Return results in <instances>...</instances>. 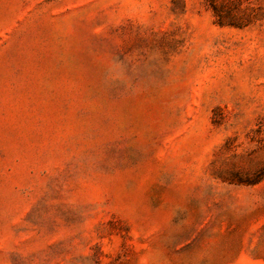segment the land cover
<instances>
[{"label":"rangeland","instance_id":"374dc122","mask_svg":"<svg viewBox=\"0 0 264 264\" xmlns=\"http://www.w3.org/2000/svg\"><path fill=\"white\" fill-rule=\"evenodd\" d=\"M0 0V264H264V0Z\"/></svg>","mask_w":264,"mask_h":264},{"label":"trees","instance_id":"16d2710c","mask_svg":"<svg viewBox=\"0 0 264 264\" xmlns=\"http://www.w3.org/2000/svg\"><path fill=\"white\" fill-rule=\"evenodd\" d=\"M214 16V22L219 26H245L255 15V9H261V4L253 0H206Z\"/></svg>","mask_w":264,"mask_h":264}]
</instances>
